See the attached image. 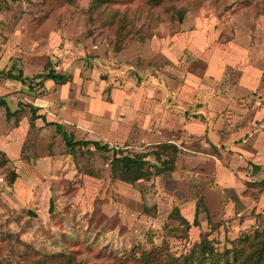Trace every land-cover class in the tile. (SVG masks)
Here are the masks:
<instances>
[{
    "label": "rangeland",
    "instance_id": "374dc122",
    "mask_svg": "<svg viewBox=\"0 0 264 264\" xmlns=\"http://www.w3.org/2000/svg\"><path fill=\"white\" fill-rule=\"evenodd\" d=\"M12 66L34 89L0 76L10 108L24 103L10 124L0 111V264H133L165 237L181 254L263 229L264 0H0V70ZM50 67L69 81L39 84ZM26 104L76 139L130 155L173 142L179 158L127 184L110 152L73 156ZM175 207L185 238L166 236L183 230Z\"/></svg>",
    "mask_w": 264,
    "mask_h": 264
},
{
    "label": "trees",
    "instance_id": "16d2710c",
    "mask_svg": "<svg viewBox=\"0 0 264 264\" xmlns=\"http://www.w3.org/2000/svg\"><path fill=\"white\" fill-rule=\"evenodd\" d=\"M157 2L159 0H156ZM11 69L4 71L0 70V76L18 80L23 84L34 89L31 77L23 74L21 69L17 71ZM34 78H39V84L42 80H51L55 84L63 85L69 81V75L56 71L54 68H49L44 74H38ZM22 103V102H19ZM11 109L8 100L5 96H0V111H2L1 119L5 124H10L16 120V116L21 110L20 107ZM29 112V121L33 124L37 119H41L47 126H53L56 134L60 135L66 150L73 156L83 154H91L94 150L104 153H111L109 161V172L112 177L127 183L134 184L139 180L150 176H159L161 174L174 170L176 162L181 151L180 147L173 142H161L150 150L143 152H135L132 155L124 154L123 149L116 146H109L108 143H102L95 139H76L72 133L65 130L64 126L56 121L46 120L44 114H39L38 106L26 104ZM0 154H3L0 151ZM153 157L154 162L148 157ZM253 172H264V167L257 164H251ZM17 178V173L14 170L8 172V184H13ZM203 204L197 202L196 213L200 211ZM173 219L178 220L179 225L183 228L177 232L176 226L170 228L167 232V237L185 238L187 229L190 226L189 221L180 214L177 207L173 208L170 213ZM197 214L194 217L193 224L197 223ZM163 236H161L162 238ZM166 238V237H165ZM161 239V244L158 247H152L149 250H144L135 256L133 264H264V227L261 230H253L250 234L235 238L228 241L229 244L224 245L221 249L208 236H202L198 243L194 245L188 252L174 254L169 250V244L166 239ZM154 239V238H153ZM153 240L151 239L150 242ZM61 260L52 258L45 262L39 261L37 264H76L73 259L61 254ZM79 264V263H77ZM124 264V263H122Z\"/></svg>",
    "mask_w": 264,
    "mask_h": 264
}]
</instances>
